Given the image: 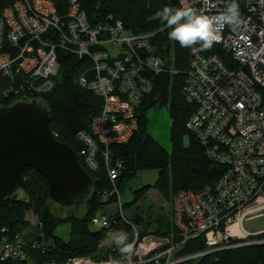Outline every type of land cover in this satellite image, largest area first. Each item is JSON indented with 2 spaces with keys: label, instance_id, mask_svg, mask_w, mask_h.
<instances>
[{
  "label": "built area",
  "instance_id": "obj_1",
  "mask_svg": "<svg viewBox=\"0 0 264 264\" xmlns=\"http://www.w3.org/2000/svg\"><path fill=\"white\" fill-rule=\"evenodd\" d=\"M67 2L68 10L61 14L51 0H16L3 10L0 73L13 80L7 92L11 91L17 102L30 101L34 94L48 91L59 68V50L89 59L91 66L80 71L78 83L99 95L102 106L90 120V132L79 131L77 139L84 144L81 155L89 169L98 167V153L104 159L112 187L102 192L103 197L114 196L119 217L132 228L135 254L124 262L176 264L189 258L174 256L176 243L165 246L167 238L139 239V226L124 218L121 194L115 185L122 161L112 163L108 154L110 143L125 142L134 134L137 108L151 90L149 76L175 71L172 56L151 52L148 39L153 33L130 34L120 20L111 23V15L104 23L91 24L79 0ZM212 2L216 8L207 13L210 15L223 12L230 0ZM188 3L202 7V0ZM237 3L242 23L237 28H225L219 43L222 52L230 56L229 62L216 53L190 50L182 88L185 99L196 104L187 128L203 144L206 155L226 167L213 183L198 191L180 190L171 202L181 242L198 236L197 229L199 233L205 231L207 251L236 246L232 242L241 237L234 236L235 226L261 216L264 210V0ZM4 39L9 44L4 46L7 49H3ZM109 220V215L99 212L91 224L108 227ZM258 232L245 230L242 240ZM29 244L32 248L46 247V243L26 242L21 233L11 234L8 227L0 226V264L7 259H24ZM60 264L114 262L72 257Z\"/></svg>",
  "mask_w": 264,
  "mask_h": 264
},
{
  "label": "trees",
  "instance_id": "obj_2",
  "mask_svg": "<svg viewBox=\"0 0 264 264\" xmlns=\"http://www.w3.org/2000/svg\"><path fill=\"white\" fill-rule=\"evenodd\" d=\"M15 1L0 0V16L3 10ZM51 1L58 13L68 10L67 0ZM79 5L86 12L91 24L104 23L105 20L108 21L107 16L111 15L110 22L120 20L124 29L130 34L153 33L148 39L152 48L151 52L165 57L172 56L170 63L175 71L149 76L152 83L151 90L137 108V128L134 134L125 142H112L108 145L109 160L112 163L117 159L122 161L123 167L115 179V185L120 194L124 185L139 170H158V177L153 184L133 190L132 199L127 202L122 201V208L127 212L124 214L123 211L124 218L140 226L138 238L141 239L145 234L150 233L157 237H167L169 242L165 246L176 243L178 246L174 256L189 257L176 264H264V242L248 243L263 239L264 232L250 236L236 246L207 251L208 246L202 235L181 242L180 231L174 224L172 213L164 216L160 212L151 220L150 209L147 208L148 214L143 215L137 210L138 200L144 198L151 188L171 203L174 194L178 191H198L207 184L213 183L226 168L206 155L203 144L186 126L187 119L196 108V104L188 102L182 93L185 74L189 67L190 49L181 48L178 42L170 41L168 32L171 29L154 18L155 13L165 6L179 7L177 0H79ZM49 29L52 30V27ZM55 36L54 40L57 38ZM4 46L9 47L6 39L3 41V49ZM201 53L205 55L216 53L226 62L230 60V56L222 52L219 43L215 44L210 51ZM57 59L59 68L56 75L52 77L53 86L46 92L34 94L32 98L42 100L49 111V125L55 137L71 146L77 154L79 163L93 179V183L86 196L71 205L75 208L80 207V211L69 212L63 216L57 212L68 206L59 205V209L54 208V202L49 197V184L46 178L32 167L25 168L23 175L27 190H22L25 196H19L18 191L21 190L19 189L0 200V226L8 227L11 234H22V231L30 225L26 219V213L33 212L38 218L39 225L36 226L40 234L32 240H25L29 243L34 241L46 243V247L32 248L29 244L25 247L24 259H7L2 261V264H49L52 262L60 264L72 257H87L97 263L111 260L117 264H128L124 262V256L120 254L114 243L107 247L101 246L107 233L119 231L127 233L129 241L132 242V228L119 217L117 210L103 211L105 206L114 204L116 200L114 196L103 197L102 192L110 191L112 187L104 159L98 153V167L94 170L89 169L81 155L84 144L77 139L79 131L90 132V120L102 106V98L99 95L78 83L80 71L89 68L91 62L87 57L79 58L67 50L57 51ZM59 75L60 80L57 79ZM19 78L20 76L16 75V79ZM12 81L0 73V106H8L14 102L12 92H7ZM156 105H164L170 117V155L148 133L146 112ZM99 212L109 215L108 227H92L91 219ZM63 223L70 224L67 238L55 233V229ZM195 254L197 255L191 257Z\"/></svg>",
  "mask_w": 264,
  "mask_h": 264
},
{
  "label": "water",
  "instance_id": "obj_3",
  "mask_svg": "<svg viewBox=\"0 0 264 264\" xmlns=\"http://www.w3.org/2000/svg\"><path fill=\"white\" fill-rule=\"evenodd\" d=\"M49 121L48 109L35 98L0 106V200L27 190V167L46 178L54 203L76 204L89 192L93 179L71 146L55 137Z\"/></svg>",
  "mask_w": 264,
  "mask_h": 264
},
{
  "label": "rangeland",
  "instance_id": "obj_4",
  "mask_svg": "<svg viewBox=\"0 0 264 264\" xmlns=\"http://www.w3.org/2000/svg\"><path fill=\"white\" fill-rule=\"evenodd\" d=\"M57 79L60 80V75H59V77H57ZM36 101L39 105L44 106V103L42 102L41 99L38 98V99H36ZM146 116L148 119V125H147L148 133L159 144H161L167 150L168 154L170 155V153H171V143H170L171 121H170V117H169L167 108L164 105H162V106L156 105V106L151 107L147 110ZM186 143H187V140L185 138V144ZM157 177H158V170L157 169L139 170L136 173V175L131 180H129L124 185V187L122 188V190H121L122 201L123 202L130 201L133 197V194H132L133 190L138 189V188H140L144 185H147V184H153L155 182V180L157 179ZM18 194L20 197L25 196V194L23 193L22 190H19ZM59 205L60 204H58V203L53 204L54 208H56V209L60 208ZM79 208L80 207L75 208V207H73V206L71 207V205H69L68 208L63 207L57 213H59V215L65 216L69 212L78 213L80 211ZM147 208L151 210L150 211V213H151L150 218H151V220H153L154 216L157 214H160V212L164 216H168V214L171 215L172 204L169 201H167L165 198L160 196V194L154 188H151L147 191L144 198L138 200L137 210L139 212H141L142 215L144 213L148 212ZM103 211L114 212V211H116V209H115L114 205L111 203V204L105 206L103 208ZM124 212H125L124 214H127L126 211H124ZM26 219H28V221L30 222V225H28L27 228H25L22 231V236L26 240H30V239L32 240L40 234L38 231V228L36 226V225H39L38 218H37V215L35 213L27 212L26 213ZM242 225H243L245 230L252 232V233L258 232V231L264 229V210H263V214L261 216L253 217V218H247V219L243 220ZM92 227L97 228V226H95V225H92ZM69 229H70V224L63 223L55 229V233L60 235L63 238H67ZM138 230L141 231L140 226L138 227ZM111 234L112 233H107V235L105 236V238L103 240V244H102L103 247L110 246L114 243L112 240ZM144 238L146 241L157 240V239L164 241L167 237H165V238L157 237L156 235L149 233V234H145ZM168 241H169V239H168ZM235 241H237V240H235ZM242 241L243 240L241 238L238 240V243L242 242ZM258 241H260V240H255V241H253V243L258 242ZM248 243H251V242H248ZM213 247L215 248V246H211V249H213ZM124 259H125V257H124Z\"/></svg>",
  "mask_w": 264,
  "mask_h": 264
},
{
  "label": "clouds",
  "instance_id": "obj_5",
  "mask_svg": "<svg viewBox=\"0 0 264 264\" xmlns=\"http://www.w3.org/2000/svg\"><path fill=\"white\" fill-rule=\"evenodd\" d=\"M179 3L177 8L163 7L154 18L171 29L168 32L170 41L178 42L181 48H188L194 53L210 51L221 42L225 28H237L242 23L237 0H230L223 12L212 15L207 14L216 8L212 0H202L199 9L191 6L188 0H179ZM111 235L120 254L130 259L135 254V245L129 241L128 234L119 231Z\"/></svg>",
  "mask_w": 264,
  "mask_h": 264
},
{
  "label": "bare ground",
  "instance_id": "obj_6",
  "mask_svg": "<svg viewBox=\"0 0 264 264\" xmlns=\"http://www.w3.org/2000/svg\"><path fill=\"white\" fill-rule=\"evenodd\" d=\"M237 229H236V231H235V233H234V236H236V237H243V236H245V229H244V227H243V225H242V223H241V225H239V224H237L236 226H235ZM264 232V230H260L257 234H260V233H263ZM197 234H198V236L199 235H202L203 237H204V239H205V231L204 232H201V233H199V229H197ZM239 240V239H238ZM238 240L237 241H233L232 243L234 244V243H236V244H239L238 243ZM261 240H264V238L263 239H260V241H258V242H264V241H261Z\"/></svg>",
  "mask_w": 264,
  "mask_h": 264
},
{
  "label": "crops",
  "instance_id": "obj_7",
  "mask_svg": "<svg viewBox=\"0 0 264 264\" xmlns=\"http://www.w3.org/2000/svg\"><path fill=\"white\" fill-rule=\"evenodd\" d=\"M113 204V203H112ZM114 205V207H115V204H113ZM107 212H110V211H107ZM262 230H264V229H262ZM104 240V239H103ZM102 244H103V241L101 242V246H102ZM53 263V262H52ZM50 264V263H49Z\"/></svg>",
  "mask_w": 264,
  "mask_h": 264
}]
</instances>
